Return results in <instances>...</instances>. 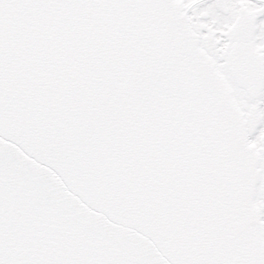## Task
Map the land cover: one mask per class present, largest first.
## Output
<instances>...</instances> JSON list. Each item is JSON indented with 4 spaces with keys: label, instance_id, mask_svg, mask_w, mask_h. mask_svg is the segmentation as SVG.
Segmentation results:
<instances>
[{
    "label": "snow or ice",
    "instance_id": "6c2138e0",
    "mask_svg": "<svg viewBox=\"0 0 264 264\" xmlns=\"http://www.w3.org/2000/svg\"><path fill=\"white\" fill-rule=\"evenodd\" d=\"M0 264H264V0H0Z\"/></svg>",
    "mask_w": 264,
    "mask_h": 264
}]
</instances>
